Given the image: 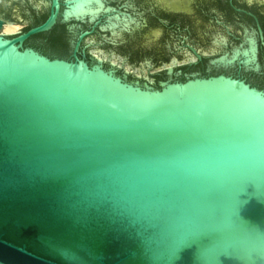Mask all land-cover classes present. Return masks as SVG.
<instances>
[{
	"label": "water",
	"instance_id": "water-1",
	"mask_svg": "<svg viewBox=\"0 0 264 264\" xmlns=\"http://www.w3.org/2000/svg\"><path fill=\"white\" fill-rule=\"evenodd\" d=\"M127 3L111 0L140 19L143 11H128ZM69 4L67 16L92 20L105 9L103 0ZM8 9L22 17L17 7ZM59 16L54 0L44 22L18 35L0 31V264H264L260 24L257 31L247 18L233 20L232 30L252 34L256 46L252 38L249 47L217 60L229 66L243 54L249 66L257 53V72L245 73L256 84L220 73L156 87L144 79L156 85L165 78V64L176 60L186 70L188 25H154L164 45L157 59L121 52L126 36H83L84 56L94 44L127 59L129 78L138 76L140 83L105 68L98 53L95 62L80 58V41L71 57L44 36L25 46ZM115 17L112 28L122 21ZM65 24L77 34L91 30L86 20ZM222 30L212 19H200L192 38L199 49H214L215 36L229 37ZM207 62L190 70L204 73Z\"/></svg>",
	"mask_w": 264,
	"mask_h": 264
},
{
	"label": "flooded vegetation",
	"instance_id": "flooded-vegetation-1",
	"mask_svg": "<svg viewBox=\"0 0 264 264\" xmlns=\"http://www.w3.org/2000/svg\"><path fill=\"white\" fill-rule=\"evenodd\" d=\"M118 1V0H116ZM126 5L127 10L135 11L137 7L143 11V14L139 13L138 16L143 18L145 22L143 27H141V20L134 17L132 13L123 12L120 9H117L114 5L111 4V0H103L105 9L97 16L95 19H91L89 16L86 17H77L75 15H66L67 10L70 8L69 0H58L60 8V16L57 23L46 32L38 33L32 35L25 41V46H30L28 42L35 37L44 36L50 43V35L53 29L59 25L64 28V40L66 45L63 48H60L58 51L60 53H69L64 57H71L75 44L80 41V46L78 50V56L85 59L89 63L95 62L98 60L97 55L100 54L103 56L102 64L105 68L112 69L116 71L119 75H127L128 80L130 81H139L141 83L140 77L136 76L135 80L129 78L127 67L129 70L132 66L127 65V59L117 56L116 54L109 53L106 54L100 50H96L95 45H91L92 52L89 57L84 56L83 53H87L83 50L84 39L83 36L89 33L104 32L106 31L113 38L124 39L126 36V41L119 45V50L121 52H128L132 57L138 56L142 53H147L154 58L164 56V45L161 43V37L154 34V25L158 22L169 21L171 24H175L177 27H183V25H188L190 28L186 29L190 33L188 39L190 42H185V46L194 54L198 60H194V56L191 53H188L185 56L187 68L186 70L181 69L179 66H176L177 61L174 60L169 64L164 65L165 78L158 80L157 84L151 83L149 80L144 79V83L158 87L162 81H176V80H185L187 76L191 75H210V74H226L238 79H244L247 82L256 84L254 80H250L245 76L246 72L256 73L257 72V53L256 59L249 66L245 64L243 54L240 55L233 63L229 66L219 64L218 59L222 56H232L234 51L239 48L243 50L244 48L249 47L250 40L253 38L256 46V39L252 34L245 35L241 37L235 33L230 24L232 21H240L247 18L252 21L259 31L260 24L263 35H264V11L258 10L257 5L261 3L259 0H127ZM54 0H0V18L4 20V25L6 23H16L19 24L25 19L28 20V25L25 29H21L18 33H9L6 35H18L19 33L28 30L34 25H38L44 22L50 15L51 8L53 6ZM249 3L251 6H249ZM17 7L22 17H14L11 15L8 8ZM136 7V8H135ZM46 8L48 9L46 11ZM110 10L108 11V9ZM40 9V14H36V10ZM115 16L121 17V22L117 27L112 28L109 26L110 19H116ZM70 18L74 20H86L90 24V31H84L80 34L76 33L75 26H67L65 23ZM125 19L129 23L125 22ZM200 19H212L229 36L226 37L223 34H219L214 37L213 48L214 49H199V45L193 40V31L196 23ZM3 25V26H4ZM3 28V27H2ZM2 28L0 31H2ZM143 28V31L141 30ZM222 30V32H223ZM2 33V32H0ZM5 34V33H2ZM163 34V33H162ZM152 40L150 42H144L146 39ZM141 39L143 41L141 42ZM244 41V44L232 45L241 43ZM36 48V47H35ZM41 50L40 48H37ZM258 47H256V50ZM262 49L264 47L262 46ZM70 50V51H69ZM42 51V50H41ZM43 52V51H42ZM212 52H215L214 55H209ZM46 53V52H44ZM95 53V54H94ZM47 54V53H46ZM63 57V56H61ZM205 60H208L207 67L205 68L204 73L199 71H192L191 66L197 63H204ZM150 65V62H148ZM173 66L171 70L170 66ZM134 69L135 74H143V68ZM160 73H156L159 75ZM142 83V84H144ZM258 85V84H257Z\"/></svg>",
	"mask_w": 264,
	"mask_h": 264
},
{
	"label": "trees",
	"instance_id": "trees-1",
	"mask_svg": "<svg viewBox=\"0 0 264 264\" xmlns=\"http://www.w3.org/2000/svg\"><path fill=\"white\" fill-rule=\"evenodd\" d=\"M50 43L55 50H59L60 48H63L66 43L64 40V28L62 26L57 25L51 35H50Z\"/></svg>",
	"mask_w": 264,
	"mask_h": 264
},
{
	"label": "bare ground",
	"instance_id": "bare-ground-1",
	"mask_svg": "<svg viewBox=\"0 0 264 264\" xmlns=\"http://www.w3.org/2000/svg\"><path fill=\"white\" fill-rule=\"evenodd\" d=\"M20 29V25L16 23H6L2 28L3 32L12 33Z\"/></svg>",
	"mask_w": 264,
	"mask_h": 264
},
{
	"label": "rangeland",
	"instance_id": "rangeland-1",
	"mask_svg": "<svg viewBox=\"0 0 264 264\" xmlns=\"http://www.w3.org/2000/svg\"><path fill=\"white\" fill-rule=\"evenodd\" d=\"M19 25H20V28H23V27L27 26L28 24L19 23Z\"/></svg>",
	"mask_w": 264,
	"mask_h": 264
}]
</instances>
